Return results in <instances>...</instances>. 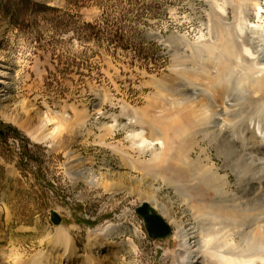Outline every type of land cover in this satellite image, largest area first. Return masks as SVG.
<instances>
[{
	"label": "rangeland",
	"instance_id": "rangeland-1",
	"mask_svg": "<svg viewBox=\"0 0 264 264\" xmlns=\"http://www.w3.org/2000/svg\"><path fill=\"white\" fill-rule=\"evenodd\" d=\"M263 47L264 0H0V264H174L185 226L205 260L264 258ZM143 202L173 258L138 227ZM108 222L117 251L91 253Z\"/></svg>",
	"mask_w": 264,
	"mask_h": 264
},
{
	"label": "bare ground",
	"instance_id": "bare-ground-1",
	"mask_svg": "<svg viewBox=\"0 0 264 264\" xmlns=\"http://www.w3.org/2000/svg\"><path fill=\"white\" fill-rule=\"evenodd\" d=\"M258 56L260 59L264 60V47L258 51ZM5 74H6V72H4V70L0 69V95L3 92V88L5 87V84H6V81L4 79L6 77ZM204 110H206V109H204ZM204 114H205V112H204ZM205 115H203V116H205ZM39 122H40V124L38 126H35L32 129L30 127L27 128L26 129V135L30 138V140H32L34 142H40V141H45V140L47 141V140L51 139L53 137L54 130H46L47 128H45L49 125V123L51 122V119L48 118L47 115H44L43 118H41V121H39ZM140 135L141 134H137L135 136H140ZM75 174H76V176H78L80 178H84L89 184H96V183L100 184L101 183L100 182V176H97L95 174V172L93 170H91L89 167L79 169ZM142 204L150 205L147 202H143L140 205H142ZM161 208L163 211L166 209V207L164 209L163 206ZM158 214L161 215L160 213H158ZM185 227H182L179 229V239H178L179 240L178 241L179 247L175 253L176 254L175 256L177 257V261L175 259L176 262L182 261L180 264H212L215 261H216L215 263H217V261L221 260L222 264H242V263L236 262L234 259L229 258V257H220V256L218 257L216 255H215V257H213L211 254L208 256L209 260H205L204 256H205V254H207V252H206V249H201V241H200L201 232L199 231V229H197L193 226L192 227L189 226L187 228H185ZM117 229H118V226L113 224V223H110V222L94 229L93 232L95 233L97 238L94 240L95 243L92 244L91 246H89V251L91 253H93L92 252L93 249H97L96 250L97 252H104L105 250H108L109 252L117 251L115 249L119 247L118 246L119 244H115L114 241L108 240V236L114 232H117ZM170 229H171V232H173V237H174L175 232L172 231L171 226H170ZM58 242L61 245L60 249H62V252L60 253L58 261H60L61 259H67L68 261L73 259L74 258L73 257V248H74L73 245H74V243H73L71 237L67 233L61 234ZM130 245H131V247L133 246V244L131 242H130ZM40 259L42 260V262L40 261ZM87 259H88L87 260L88 264H105V262L108 260V258L102 259V258H99L97 256H95V258H93V259H91L88 256ZM256 260L255 259L248 260V262H246V263L247 264H256L255 263ZM52 263L50 261L49 262L45 261L41 257L35 258L32 261V264H52ZM219 263H220V261L218 262V264ZM257 264H264V258H258Z\"/></svg>",
	"mask_w": 264,
	"mask_h": 264
},
{
	"label": "water",
	"instance_id": "water-1",
	"mask_svg": "<svg viewBox=\"0 0 264 264\" xmlns=\"http://www.w3.org/2000/svg\"><path fill=\"white\" fill-rule=\"evenodd\" d=\"M3 134L4 131L0 130V135ZM136 213L142 218L145 230L151 239H166L170 236L171 229L169 224L153 207L148 204H142L137 207ZM50 219L54 225H59L62 221L61 216L56 211H51Z\"/></svg>",
	"mask_w": 264,
	"mask_h": 264
},
{
	"label": "built area",
	"instance_id": "built-area-1",
	"mask_svg": "<svg viewBox=\"0 0 264 264\" xmlns=\"http://www.w3.org/2000/svg\"><path fill=\"white\" fill-rule=\"evenodd\" d=\"M10 142L16 146L17 151H20V145H19L18 139H16V138H10ZM123 213H124L125 216H127L130 213H134V210H131L130 211L129 208L126 207L124 209ZM136 216H137V214H136ZM138 227H141V229L143 231V235H146L147 236V234H146V232H145V230L143 228V222H142V220L140 218H139V226ZM172 238H173V235H172ZM158 245L161 246V252L170 253L171 256H172V258H173V250H171L169 247H164L163 245H161L159 243H158ZM176 246H178V242H177V245ZM151 256H152V258L155 257L153 255H151ZM154 262H155V264H160V262H158V260H154ZM181 262H174V264H180Z\"/></svg>",
	"mask_w": 264,
	"mask_h": 264
}]
</instances>
